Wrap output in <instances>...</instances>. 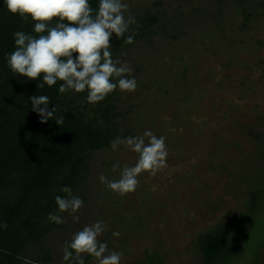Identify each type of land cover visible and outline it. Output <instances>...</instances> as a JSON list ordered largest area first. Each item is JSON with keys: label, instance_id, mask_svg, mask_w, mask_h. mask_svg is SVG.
Returning a JSON list of instances; mask_svg holds the SVG:
<instances>
[{"label": "rangeland", "instance_id": "374dc122", "mask_svg": "<svg viewBox=\"0 0 264 264\" xmlns=\"http://www.w3.org/2000/svg\"><path fill=\"white\" fill-rule=\"evenodd\" d=\"M124 2L133 27L145 14L156 20L114 57L137 82L131 93L114 90L119 137L147 130L165 137L167 167L141 173L137 189L120 195L99 176L118 179L138 154L124 145L94 151L73 193L84 206L61 213L64 222L29 244L17 264H67L65 242L96 221L106 229L99 241L123 254L121 264L150 252L161 264H200L199 236L246 210L253 177L264 186V0ZM66 97L91 116L87 91Z\"/></svg>", "mask_w": 264, "mask_h": 264}, {"label": "trees", "instance_id": "16d2710c", "mask_svg": "<svg viewBox=\"0 0 264 264\" xmlns=\"http://www.w3.org/2000/svg\"><path fill=\"white\" fill-rule=\"evenodd\" d=\"M89 4L96 10L98 0H89ZM138 19L141 25H130L125 34L135 33L134 41L156 16L145 14ZM57 22L58 18H53L51 24ZM33 29L30 17L22 21L19 15L9 13L4 0H0V264L19 263L29 244L40 242L57 226L48 220V215L61 214L55 203L57 195H66L61 188L68 186L73 194L86 175L92 153L119 137L114 91L94 103L88 116L72 106V100L66 102L71 90L59 93L62 81L51 87L45 84L41 89L37 85L43 82L42 75L34 81L10 70L5 57L15 51L13 34L23 31L37 35ZM111 43L115 59L125 44L124 38L118 40L113 35ZM33 95H47L49 109L57 107L54 118L63 117V123L57 125L54 119L40 123L29 100ZM261 178L253 177L245 211L235 214L230 224H217L199 236L200 264H259L264 257ZM4 223L6 229L2 227ZM161 261L156 252H150L126 264Z\"/></svg>", "mask_w": 264, "mask_h": 264}, {"label": "clouds", "instance_id": "9594fccd", "mask_svg": "<svg viewBox=\"0 0 264 264\" xmlns=\"http://www.w3.org/2000/svg\"><path fill=\"white\" fill-rule=\"evenodd\" d=\"M4 3L8 12L19 15L22 21L30 17L37 34L23 31L13 34L15 51L5 57L12 72L34 81L42 75L43 82L37 85L41 89L45 84L51 87L62 81L61 94L87 90V102L93 104L103 101L117 88L128 93L136 90V79L130 76L131 67L127 62L113 59L110 50L113 35L118 40L124 38L126 44L134 43L135 33L125 34L130 25L136 24V19L128 13L129 6L124 0H98L96 10L89 0H4ZM53 18L60 22L53 26ZM29 100L32 110L40 116V123L49 119H54L57 125L63 123V117L54 118L57 107L49 109L47 95H33ZM120 145L138 154V159L134 166H124L118 179L99 176V181L113 192L120 195L134 192L141 173L154 177L167 167L168 149L163 136L147 130L140 136L117 137L110 144L113 150ZM119 167L118 163L114 164L113 171ZM60 191L66 195L55 197L59 212L74 214L84 206L83 200L74 196L68 186ZM78 219L73 215L74 221ZM48 220L57 225L64 222L55 212L49 213ZM2 227L6 229L7 224ZM105 230L103 221L83 227L70 242H65L63 260L67 264H85L82 254H88L97 264H121L123 254L109 251L107 244L98 239ZM119 235L113 232V236ZM25 264L35 262L25 259Z\"/></svg>", "mask_w": 264, "mask_h": 264}]
</instances>
